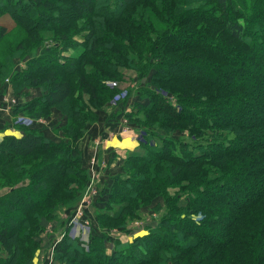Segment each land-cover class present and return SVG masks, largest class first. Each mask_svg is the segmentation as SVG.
<instances>
[{
	"label": "trees",
	"instance_id": "obj_1",
	"mask_svg": "<svg viewBox=\"0 0 264 264\" xmlns=\"http://www.w3.org/2000/svg\"><path fill=\"white\" fill-rule=\"evenodd\" d=\"M62 1L0 0L22 31L10 42L0 25V83L8 80L19 96L40 91L12 114L38 121L56 108L66 118L57 136L20 127L21 137L0 141V264H33L58 204L72 207L84 194L90 173L79 142L93 111L117 91L104 83L127 85V73L148 79L134 112L122 115L146 129L145 142L124 160L128 176L111 185L96 217L123 224L157 197L164 212L149 233L116 240L109 253L102 239L84 246L62 237L54 258L264 264V0ZM45 18L57 21L40 26ZM26 52L24 69L13 71V58ZM185 129L197 141L169 135Z\"/></svg>",
	"mask_w": 264,
	"mask_h": 264
},
{
	"label": "rangeland",
	"instance_id": "obj_2",
	"mask_svg": "<svg viewBox=\"0 0 264 264\" xmlns=\"http://www.w3.org/2000/svg\"><path fill=\"white\" fill-rule=\"evenodd\" d=\"M66 0L60 2L59 4L67 3ZM9 8H12V6H7ZM6 7V8H7ZM5 8V9H6ZM57 7L53 6L52 11H54ZM5 10L0 11V25H3L7 28H9V35L7 40H11L10 42H13L15 39L12 40V38H16L17 35H22V31L20 30V27L16 25L14 19L9 14L4 13ZM18 14H21V12ZM23 18V17H22ZM21 18V19H22ZM19 18V20H21ZM56 19H49L45 18L43 19V23L40 24V26H48L51 25V23L56 22ZM51 34L47 33L45 36V44L49 43L51 40ZM7 42V41H5ZM2 47V45H1ZM263 50V49H262ZM39 51V49H38ZM19 53V52H18ZM68 53V51H67ZM13 56L17 55V50L13 51L11 53ZM24 55L23 57H14L13 58V71L22 70L26 66L28 62V54L22 53ZM175 66V65H174ZM177 68V66H175ZM49 68L50 65H49ZM192 74H196L197 71L191 70ZM127 85H121L116 84V81H106L104 85L108 87V89H117L116 92L111 94V97L109 99L104 98V93H100L99 95L104 98L105 103H102V106L97 110L93 111L97 116H95L94 122L88 123L85 128L86 133L84 134L83 138L86 136L90 137L94 136V128H97L99 123L104 125L105 127H109L108 121H111L109 124L112 125V123H118V121L122 120V115L125 114V112H134V105L137 102V93L138 91L145 86V83L148 82V79L145 78L141 82H138V79L136 76H133L132 73H127ZM129 87V88H128ZM128 89V90H127ZM155 89V88H154ZM156 90V89H155ZM11 91V93H10ZM163 96H169L171 95L169 92L166 94H163L161 90H159ZM20 93V92H19ZM40 94L39 89H25L24 93H22L21 96L19 94H15V90L12 87V85H9L8 80H5L3 83H0V97L1 99L4 98L7 107L10 108H3L7 112L11 110V108H15L17 105H20L21 102L24 105L27 101L33 100L34 95ZM42 94V93H41ZM171 97V96H169ZM23 98V99H22ZM0 99V100H1ZM8 100V101H6ZM21 100V102H20ZM101 100L100 102H102ZM106 100H108L106 102ZM147 100H143V104H146ZM171 105H174L173 100H170ZM3 104V103H2ZM104 104V105H103ZM116 110V113L114 112ZM133 110V111H132ZM259 115H261L259 113ZM14 122L12 123V126L7 127L9 130L18 131L21 134L20 127H35L41 128L47 136L54 137L59 134H61V131L59 132V127L63 124H61L60 120H65V116L61 115L60 112L56 108H51L49 110L45 111V116L41 117L38 121H32L30 116L16 113L14 115ZM22 118V119H21ZM17 120V121H16ZM13 121V120H12ZM36 123H39L35 126ZM121 124L123 126V131H126L127 129L134 130L133 139L137 141L138 147L135 150H123L121 148H107V156L108 158L104 157H98L97 155V148L100 152L99 145L102 143L100 140L106 141L108 137H101L103 139H100V137L95 139H92L91 142L93 143L92 148L90 147L91 151V159L89 160V166L86 167L87 170L90 173V179L87 183V188L84 192V194L80 197L79 201L73 205L72 207H65L61 204H58L56 209L53 212L54 219L50 220L45 223L44 233L40 237V249L36 251L33 264H67L64 261H57V259L54 258V251L55 247L58 244L59 240L62 237H68L74 240H78V242L82 243L84 246H87L89 242H91L93 239L98 238L97 240L102 239L103 245L105 246L107 252L109 253L114 246V241H121V242H132L133 238L144 236L145 234L149 233L148 227L151 225H154L158 222L160 217L162 216V211L159 209L158 206H162L164 203V200L162 197L155 198L152 202L146 204L142 208L140 207L135 215L129 216L126 220H124L123 224L120 223V221H101L103 224L102 227L101 223L98 222L99 219L96 217L99 210H105V201H101L102 198L105 197V199L108 200L109 194H111V185H114L115 180L122 176V178H127L128 175L123 173V170L121 167L123 166L124 160L127 159L128 154L132 153L134 151H140L139 147L141 142H145L144 137H146L145 128L142 126L135 127V124L128 125L125 120L121 121ZM128 125V127L126 126ZM94 127V128H93ZM4 133V132H3ZM169 135L172 136L174 139H185L187 141H190L192 139L193 141H197L193 139V136H191L188 133V130L183 131H176L172 132ZM4 136H10V135H4ZM3 136V137H4ZM14 136V135H12ZM11 136V137H12ZM22 136V134H21ZM20 136V137H21ZM2 137V138H3ZM16 137V136H15ZM82 138V139H83ZM81 139V140H82ZM80 140V141H81ZM1 141V139H0ZM152 144H155L156 140L151 141ZM80 143V142H79ZM81 144V143H80ZM80 146V145H79ZM81 150V157H82V149ZM82 157V161H83ZM113 160L111 164L113 167L111 168V171L107 170L109 160ZM109 159V160H108ZM115 160H120V163H115ZM85 167V166H84ZM97 173L98 177L104 176V179L106 182H108L107 185L105 184H97L96 179L97 176L95 174ZM258 188L261 186H257ZM256 187V188H257ZM6 189L2 188L0 190V195L5 193ZM177 189L171 187L168 190L169 194L176 193ZM104 192V196L100 193ZM66 198H71V196H65ZM106 200V201H107ZM183 202V201H182ZM202 216L194 217L195 221H198L201 219ZM100 225V226H99ZM77 232V233H76ZM210 238L212 240H216L217 236L210 235ZM97 240H95L96 243ZM113 240V241H112ZM125 240V241H123ZM89 241V242H88ZM111 243V244H109ZM191 257V256H189ZM188 259V258H187Z\"/></svg>",
	"mask_w": 264,
	"mask_h": 264
},
{
	"label": "crops",
	"instance_id": "obj_3",
	"mask_svg": "<svg viewBox=\"0 0 264 264\" xmlns=\"http://www.w3.org/2000/svg\"><path fill=\"white\" fill-rule=\"evenodd\" d=\"M10 93H11V91H10ZM37 96H39V93L36 96L34 95V97H37ZM0 99H1V97H0ZM2 101L5 102L4 98L0 100V139H2V137L4 135H10V136L14 135L16 137H20L21 136L20 132L13 131V130L11 131L7 128V127L12 126V123L15 120L13 118L14 115L12 114V108L9 112H7L3 108H10V107H7L6 104L4 105V102H2ZM6 101H8V100H6ZM20 102H21V100H20ZM21 104H23V103L21 102ZM60 121H61V124L65 123V120H60ZM108 122L110 123L111 121H108ZM109 123H108L109 127H105L104 125L102 126V124L99 123L97 128L93 127L94 132H95L94 136L90 137V133H89V136L84 137L80 141V143H81L80 148L83 151L82 157H84L83 158V165L85 167L89 166V163H90L89 160L92 158L91 157V151L92 150L90 149V147L92 148V145H93V143L91 142L92 139L96 140V138H98V137H100V139H103L101 137H108L106 141L100 140L102 143L98 146L100 149V152L98 151V148H97V155H98L97 159L99 157L100 158L101 157L108 158L107 148H114V149L121 148L125 151L137 149V147H138L137 141H135L133 139V134H134L133 131L134 130H130V129L126 128V131H123L124 129H123V126L121 124V118L118 121V123H115V124L112 123V125H110ZM37 124H39V123H36L35 126ZM37 127L39 128L38 125H37ZM49 136H50V134H49ZM113 160L114 159H112V158H111V160H109V164L107 167L108 171H111V168L113 167V165L111 164V162H113ZM115 163H120V160H118V161L115 160L114 165H115ZM95 174L97 176L96 179L100 178L99 180H97V183L95 185H97V184L98 185L99 184L107 185L108 184V182L105 181L104 176L99 175V177H98L96 172H95ZM123 241H125V240H123ZM109 244H111V243H109Z\"/></svg>",
	"mask_w": 264,
	"mask_h": 264
}]
</instances>
